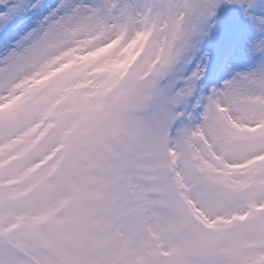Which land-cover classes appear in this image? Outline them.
Listing matches in <instances>:
<instances>
[{
  "label": "snow or ice",
  "instance_id": "obj_1",
  "mask_svg": "<svg viewBox=\"0 0 264 264\" xmlns=\"http://www.w3.org/2000/svg\"><path fill=\"white\" fill-rule=\"evenodd\" d=\"M0 264H264V0H0Z\"/></svg>",
  "mask_w": 264,
  "mask_h": 264
}]
</instances>
